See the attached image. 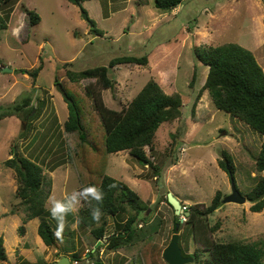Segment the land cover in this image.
<instances>
[{"label": "rangeland", "instance_id": "374dc122", "mask_svg": "<svg viewBox=\"0 0 264 264\" xmlns=\"http://www.w3.org/2000/svg\"><path fill=\"white\" fill-rule=\"evenodd\" d=\"M25 6L40 15L39 23L30 25ZM8 8V28L0 31V113L10 111L24 97H33L36 105L39 96L42 104L34 117L26 118L25 109L0 117V236L7 253V260L0 264H53L62 254L67 255L66 247L86 250L94 245L88 229L81 230L82 238L73 233L75 213L68 215L67 226L58 238L59 252L38 238L36 223L27 222L24 234L20 233L21 213H12L13 204L18 202L17 179L4 161L11 157L13 146L43 166L52 181L51 196L63 198L82 185L75 164L68 159V145L74 147L63 127L69 116L68 104L55 82L57 70L65 64L78 70L108 65L116 56L146 54L148 65L111 68L115 84L103 90V98L114 109L126 106L151 78L167 93L182 95V115L160 126L152 155L146 147L159 173L128 150L109 154L106 168L149 204L147 212L159 222L154 239L166 247L177 233L175 211L166 201L170 192L186 206L208 205L218 190L224 200L231 194V177L219 164L222 151L231 156L236 184L245 195L264 177V171L256 168L263 136L215 106L204 87L209 68L194 55L196 46L238 43L251 50L264 69V0H184L170 11L156 8L154 0L147 5L136 0H86L81 6L69 0H12L9 7H0V16ZM83 12L103 35L91 31L92 24ZM40 64L43 68L36 78L21 71ZM92 81L84 79L82 84ZM85 173L87 181L90 174ZM251 205L249 200L244 204L224 201L208 217L211 225L219 223L215 240L264 244V209L254 212ZM181 216L185 222L187 216ZM51 221L57 230V221ZM115 221L116 217H110L108 234L114 231ZM178 233L185 251L193 255L200 245L187 228L181 227ZM135 249L125 247L114 255L115 251L102 247L95 254H99L98 259L103 252L104 261L121 260Z\"/></svg>", "mask_w": 264, "mask_h": 264}, {"label": "trees", "instance_id": "16d2710c", "mask_svg": "<svg viewBox=\"0 0 264 264\" xmlns=\"http://www.w3.org/2000/svg\"><path fill=\"white\" fill-rule=\"evenodd\" d=\"M11 1L0 0V7H9ZM69 1L81 6L86 0ZM136 1L140 5L150 3V0ZM183 1L154 0V4L162 11H170L179 7ZM10 8L0 16V31L8 28ZM81 9L84 11L83 7ZM24 11L30 25L40 22L41 17L35 10L25 6ZM90 23L91 31L96 35L104 34L91 18ZM194 55L199 63L209 68L204 87L209 91L215 106L244 121L263 136L256 168L258 172L264 171L263 67L251 50L238 43L196 46ZM122 64L130 67L148 65V56L126 54L113 57L108 65H96L78 70L68 68L65 64L55 75V82L61 83L73 100V103L66 101L69 116L63 127L74 144L72 149L68 145V159L70 158L75 164L79 174L82 185L78 190L88 185H98L104 192L102 202L93 200L91 205L84 203V206L75 213L76 220L73 222H76V227L73 233L82 238L81 230L88 229L94 245L109 236L107 241L95 248L96 251L102 247L112 251L136 247L127 259V263L167 264L162 256L166 246L154 239V235L158 233L159 222L151 219L152 213L147 212L149 204L142 200L126 182L108 174L106 168L109 154L128 150L140 163L152 165L155 173H159V168L151 160L156 147L157 131L163 123L174 121L182 115L183 98L178 92L167 93L155 78H151L126 106L121 109L107 106L103 98V90L111 89L115 84V80L110 76V70ZM42 68L43 65L40 64L33 70L23 68L21 71L36 78ZM84 79H94V81L84 85L82 84ZM200 96L201 93L198 94L197 99ZM33 100L34 98L30 96L22 98L21 102L13 105L14 110L0 113V117L11 116L22 109L26 110H24L26 118L37 116L42 101L38 96L37 104L34 105ZM34 112L37 114L32 115ZM68 140L65 137V141ZM146 147H149L151 155L147 154ZM13 149L11 157L4 163L15 171L17 179L15 196L18 202L13 204L12 213H21L23 223L19 228L20 233L24 234V226L27 222L38 218V234L47 246L59 252L61 244L55 235L56 229L52 225V217L46 204L52 192L51 178L44 173L41 164L21 155L15 150V146ZM219 164L228 171L230 177L235 179V165L227 151H222ZM85 172L90 174L87 181ZM245 196L252 202L250 209L261 212L264 209V177L258 178L255 187ZM166 201L172 206L168 197ZM224 201L221 190L216 192L208 205L197 203L186 206L181 201L183 207H186L185 211H189V215L185 222L180 223L178 229L176 225L180 221L174 219V232L185 227L193 235L194 241L200 245L192 255L185 251L179 241L183 254L194 256V262L199 264H264L263 243L221 242L213 237L219 228V223L211 225L208 217L221 207ZM94 207H99L102 213L98 222L91 215ZM112 216L116 217L115 229L108 234L107 227ZM140 223L142 226H139ZM65 250L68 251L66 254L71 258V262L78 260L80 264H88V261L94 257V252L86 254L85 248L77 250L73 247L69 250L66 247ZM6 260L4 238L0 236V263ZM101 263L96 261V264Z\"/></svg>", "mask_w": 264, "mask_h": 264}, {"label": "water", "instance_id": "95a60500", "mask_svg": "<svg viewBox=\"0 0 264 264\" xmlns=\"http://www.w3.org/2000/svg\"><path fill=\"white\" fill-rule=\"evenodd\" d=\"M86 19L90 20L87 12H83ZM4 70H10L9 68H4ZM57 90L60 92V94L64 97V99L68 102L73 103L72 98L67 94L65 89L63 88L61 83H57L56 85ZM21 164V162L19 161ZM232 182V192L228 195L225 201L238 203V204H244L247 202V196L243 195L240 189L237 187V184L235 182V179L231 177ZM168 201L172 205L176 219L180 222H177L176 228L178 229L180 226V223L183 222V218L181 215L188 216L189 211H185V208L183 207L180 199L174 195L172 192L168 194ZM109 236H106L104 241H107ZM103 241L99 240L96 244V247L100 245ZM163 259L167 262V264H188L195 260L194 256H186L183 254V251L179 244V233L173 234L171 241L169 245L164 249L163 252ZM54 264H71L70 257L65 255L62 258H60L58 261H55Z\"/></svg>", "mask_w": 264, "mask_h": 264}, {"label": "clouds", "instance_id": "9594fccd", "mask_svg": "<svg viewBox=\"0 0 264 264\" xmlns=\"http://www.w3.org/2000/svg\"><path fill=\"white\" fill-rule=\"evenodd\" d=\"M103 198L104 192L98 185H88L79 190H74L71 194H66L60 199L50 195L46 204L50 205L48 211L51 217L57 221L55 235L58 238L61 237L67 226V217L70 213L78 212L79 208L84 206V203L91 205L93 200L100 203L103 201ZM91 215L98 222L102 215L100 208H92Z\"/></svg>", "mask_w": 264, "mask_h": 264}, {"label": "crops", "instance_id": "0c3cea01", "mask_svg": "<svg viewBox=\"0 0 264 264\" xmlns=\"http://www.w3.org/2000/svg\"><path fill=\"white\" fill-rule=\"evenodd\" d=\"M257 58V57H256ZM258 60V59H257ZM55 170V169H54ZM52 172H54V171H52ZM52 191H53V189H52ZM36 223L37 225H39V219L38 218H33V219H31L29 222H28V224H30V223ZM75 224V227H76V222L74 223ZM74 227V228H75ZM39 239H41L42 240V238L41 237H38ZM103 243V242H102ZM101 243V244H102ZM97 244V243H96ZM96 244L95 245H93L92 243L90 244V245H92V248H87L86 249V254H90V252H94V257L93 258H91L89 261H88V264H96V261H99V262H102L101 264H127V259H128V256H127V254L126 255H124L123 257H124V259H121V260H110V261H104V259L102 260V257L101 256H103V252L101 253V255H100V258H98L97 259V257H98V253L97 254H95V252H98V251H96L95 250V248H96ZM87 247H89V246H87ZM121 250V249H120ZM129 250H130V248H129ZM57 251V250H56ZM114 253V255L116 254V253H120V251H115V252H113ZM133 254V253H132ZM63 256H65V254H62V256H60L59 258H56L55 260H54V262L55 261H58L60 258H62ZM130 257V256H129Z\"/></svg>", "mask_w": 264, "mask_h": 264}, {"label": "built area", "instance_id": "2783aa9c", "mask_svg": "<svg viewBox=\"0 0 264 264\" xmlns=\"http://www.w3.org/2000/svg\"><path fill=\"white\" fill-rule=\"evenodd\" d=\"M186 208V207H184ZM72 264H80V262L78 260H74Z\"/></svg>", "mask_w": 264, "mask_h": 264}]
</instances>
